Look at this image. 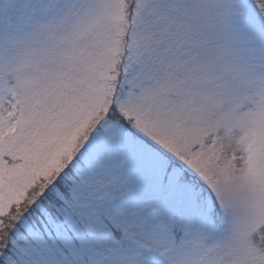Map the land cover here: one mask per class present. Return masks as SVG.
<instances>
[{
	"label": "snow or ice",
	"instance_id": "obj_1",
	"mask_svg": "<svg viewBox=\"0 0 264 264\" xmlns=\"http://www.w3.org/2000/svg\"><path fill=\"white\" fill-rule=\"evenodd\" d=\"M0 264H264V0H0Z\"/></svg>",
	"mask_w": 264,
	"mask_h": 264
}]
</instances>
